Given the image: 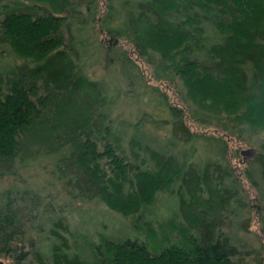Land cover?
I'll return each instance as SVG.
<instances>
[{
  "label": "trees",
  "instance_id": "obj_1",
  "mask_svg": "<svg viewBox=\"0 0 264 264\" xmlns=\"http://www.w3.org/2000/svg\"><path fill=\"white\" fill-rule=\"evenodd\" d=\"M96 1L0 0V180L46 159L43 168L66 196L103 202L130 218L129 231L143 239L115 232L87 246L54 196L41 200L17 181H0V256L16 264L43 263L45 253L52 264H264V139L247 151L255 205L228 159L227 140L264 133V0H108L105 24ZM95 31L106 33L97 40ZM120 37L186 88L185 107L154 86L143 94L159 95L133 106L159 112L154 122L169 126L163 146L144 123L118 122L112 90L87 75L91 59L81 49L106 53L99 61L106 67ZM189 120L226 135L194 132ZM210 140L218 154L199 168L200 145ZM172 199L171 210L162 208ZM25 209L38 222L24 219ZM252 212L257 245L249 237ZM43 222L52 224L44 251L32 235Z\"/></svg>",
  "mask_w": 264,
  "mask_h": 264
},
{
  "label": "rangeland",
  "instance_id": "obj_2",
  "mask_svg": "<svg viewBox=\"0 0 264 264\" xmlns=\"http://www.w3.org/2000/svg\"><path fill=\"white\" fill-rule=\"evenodd\" d=\"M94 4L96 6L94 7V5L92 4L93 9H96L101 18L103 17L105 19V24L109 19V17L107 16L108 11H110L108 0H101V2L100 0H98ZM126 10H128L127 7ZM80 11H82V16L80 15L81 17L79 16V18L81 20L85 19V17H87L86 14L88 13L87 8L83 6L80 8ZM111 20L112 17L109 20V23H111ZM117 22V18L114 19V23ZM95 24L92 25L95 26ZM104 32L106 33V31ZM104 32L98 34L95 31V35L93 33V39H95V37L97 38V40H99L98 38H103L105 36ZM83 37H85V34L81 35V38ZM87 39L88 36L83 38V40ZM117 40L118 44L115 48L117 52H115V58L114 60L110 59V61L108 62L109 64H107L106 67L104 66L105 64L99 62H102V60L105 59L106 53L98 52L96 47L93 45L92 47H90V49L85 48L84 50L80 47L85 60L91 59L89 63L92 66L88 70L87 75L91 80H105L103 82L104 86L109 87V89L112 90L111 94L112 96L116 97L117 100L116 107L118 108V110L115 114V117L118 119V122L124 121L126 117L130 116V119H132V125H136L141 122L144 123L142 125V129L154 131L155 133L160 135L158 136L156 134L160 140H157V143L163 146L164 144L169 143V140L167 138H165L164 140H162L163 138H161L162 136L166 135L167 130H169L168 124H166L165 122V124L163 122H160L163 124L157 125L156 122H154L155 120L153 118L159 119L161 118V116H159V112L155 111L152 106H149L146 109L144 104L141 105V107H143L140 109V113H138L137 108L133 106L137 105L140 99L146 98V100H150L153 95H159L160 92H165L168 95V101L172 103V105L185 107V104H187L186 102H189L185 100L187 99V93H185L186 88L185 86H183L181 80H179L178 77H173L174 80L173 82H171L168 77L160 76L162 72H160L157 63H155V58L153 55L152 61L151 59L148 60L147 57H140L139 55H137V50L135 49L134 45L127 37H120V39ZM155 55L157 56V54ZM125 82L130 86H126ZM146 86H154L160 92L157 93L155 91H152L151 94H143L142 90ZM123 90L124 94L128 95H126L128 98L123 95ZM187 124L194 132H207L208 134H214L216 136L226 135V132H224L221 127L220 129L214 127L213 125L204 127L193 120H189ZM157 126L161 128H157ZM243 136L245 139L244 142H240L239 139L236 138H233L231 141L229 140V138L227 139L230 148L228 159L232 162V165L236 169V173L238 174L239 178L242 180V182H244L245 189H247L248 193H250L251 204L255 205L254 203H256L255 197L257 193H255L253 187H251L250 182L247 180L245 170L248 164L253 160L254 155H251V153L247 151L251 149H257V140H263L264 133L251 135L248 132H244ZM249 138H251V143L254 144L248 143ZM200 146L203 147L205 155L203 159L201 158V155H199L197 161H199L198 167L203 168V166H206L210 162V160L215 158V155L218 154L219 145L218 143L216 144V142L210 140L204 141V143ZM170 147L172 146L170 145ZM182 150L185 151H182L183 154L188 152V150L186 152L184 148ZM35 165L36 166L29 167L31 169H26L25 171L21 172L20 175L15 178L0 180L2 182V185L7 186L11 182L17 181L21 184L20 187L32 188L33 191L40 192L42 194V197H40L41 200H46V198H48L45 197L46 194L51 195L52 197L54 196L52 201L56 208L61 206L64 210L72 233L76 236L78 235L81 238L82 242L87 246H89V242L98 243L103 234L112 236L115 235V232H119L122 237L132 234L133 236L138 235L143 239V235H140L137 232L132 233L129 231V228L133 226V222L130 218L124 217L118 212H115V210L109 209L103 202L98 203L94 200L82 201L80 199L72 200L70 196H66V190H64L61 184L57 183L55 180H50L49 173L45 170V168H43L45 166H49L48 160L40 159V161H38ZM57 199L60 201V203H58ZM175 203L176 201L173 199L167 202L165 201L162 204V208H165L169 211L171 210L170 208H173V205ZM253 209L255 208L253 207ZM28 211L29 209H25V211H23V214H25L24 219H26L27 221L31 220L33 222H38L37 213H35V211H30V215L28 214ZM250 216H252V219H250V230L252 231V233L249 235V237L250 239H252L254 234L259 235L260 226L258 216L255 215L254 212H252ZM41 226L42 227H40L38 231H36L32 235L36 239H41V246L45 247L43 248L44 251L46 249V245L50 243L49 238L51 237L50 230L52 229V224L43 222ZM252 240H254L255 244L257 245L258 241H256L255 239ZM27 250L28 249L26 248V251ZM43 259V263L40 264H52L46 253L43 254ZM0 261H3L4 264H16V261L12 257L9 258L6 256H0ZM33 263L34 262H32V260L30 262L29 260L26 261V264Z\"/></svg>",
  "mask_w": 264,
  "mask_h": 264
},
{
  "label": "water",
  "instance_id": "obj_3",
  "mask_svg": "<svg viewBox=\"0 0 264 264\" xmlns=\"http://www.w3.org/2000/svg\"><path fill=\"white\" fill-rule=\"evenodd\" d=\"M251 151V150H250ZM0 264H4V262L3 261H0Z\"/></svg>",
  "mask_w": 264,
  "mask_h": 264
}]
</instances>
